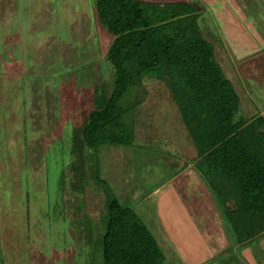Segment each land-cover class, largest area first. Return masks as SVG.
<instances>
[{
  "label": "rangeland",
  "instance_id": "obj_1",
  "mask_svg": "<svg viewBox=\"0 0 264 264\" xmlns=\"http://www.w3.org/2000/svg\"><path fill=\"white\" fill-rule=\"evenodd\" d=\"M148 1L193 3V26L214 45L240 96L236 119L264 121V0ZM95 2L0 0V264H104L102 236L112 195L148 227L165 254L164 264H184L179 253L171 260L168 235L161 240L170 219L180 216L172 208L175 200L149 195L179 171L181 161L198 158L182 97H176L171 82L148 76L128 87L120 102L135 133L130 142L76 150L82 139L78 128L97 109L95 97L114 87L107 59L114 37ZM79 154L88 159L82 185ZM185 173L200 174L205 182L201 187L199 177L187 183L190 191L180 198L183 214L200 219L203 242L204 230L214 237L218 232L216 221L204 226L201 219L215 216L216 207L206 208L215 201L236 238L239 216L226 215L224 197L204 171L195 166ZM162 212L166 220L160 222ZM263 234L234 250L220 242L226 252L212 257L210 248L218 242L206 241L205 264H264Z\"/></svg>",
  "mask_w": 264,
  "mask_h": 264
},
{
  "label": "trees",
  "instance_id": "obj_2",
  "mask_svg": "<svg viewBox=\"0 0 264 264\" xmlns=\"http://www.w3.org/2000/svg\"><path fill=\"white\" fill-rule=\"evenodd\" d=\"M95 3L99 19L114 37L107 54L114 87L109 94L95 97L97 109L78 128L82 139L76 150L82 153L80 146L86 144L130 142L135 133L125 122L121 98L136 81L166 78L176 97H182L181 111L202 160L199 168L204 166L201 173L224 197L226 205L221 208L228 209L226 215L239 216L236 238L243 242L263 232L264 121L236 119L240 96L217 61L214 45L193 26L197 18L193 3ZM190 29L193 33L188 34ZM79 157L76 169L82 185L88 159L84 154ZM112 196L102 236L104 264H164L165 254L148 227L135 213H128L117 195ZM229 201L234 202L233 208Z\"/></svg>",
  "mask_w": 264,
  "mask_h": 264
},
{
  "label": "crops",
  "instance_id": "obj_3",
  "mask_svg": "<svg viewBox=\"0 0 264 264\" xmlns=\"http://www.w3.org/2000/svg\"><path fill=\"white\" fill-rule=\"evenodd\" d=\"M181 161V160H180ZM201 158L198 156V158H195L193 155V161H191L192 163H187L185 161H181L180 164V168L179 171L171 174L169 178H167L165 181H163L159 186H157L156 188L153 189V191H151V193H149V195H155L156 199L158 201V199H162L163 197L165 198L167 195L171 196L172 200H175V205L172 206V208H175L178 212V214L180 213L179 218H172V220L170 219L169 224H167L165 226L168 229H164V236L162 239H165L167 237V239L169 240V253H170V257L171 260L179 257L178 253L180 254V256L183 258V262L184 264H205V262L207 260H209V253L207 255V246H209V244L205 243L207 242H218V245H214L211 246V250L213 252L210 251V255L211 257L213 255H218L221 254L223 252H226L224 250H221L219 245L221 244L220 242H229L228 244V248H235V249H239L242 246H245L247 244H249L250 240H245L243 242H240L241 240L234 238V234L230 233L229 231V227L227 226V224L225 223V217L222 213V211L219 209L220 207L217 204V201L211 203V205H208L206 208L207 209H212L216 207V214L214 217H206V218H201L202 222L204 226H207L208 224L206 223L207 220H212V221H216L215 226L217 227V234L216 236H211L212 234L210 233V229L206 231L204 230L205 234L207 233V240L205 238V242H203V240L200 238V227H198V225H201L199 223V220H195L193 217H190L189 214L184 215L183 214V208L181 207L183 206L182 202H181V193L185 192L188 194V192L190 191V186L191 184H193L194 180L195 182H198L197 180H199L200 177V181H201V187L203 185V180L201 175L199 174V177L197 176V174H187L185 173L187 170H190L192 168H194L195 166L198 169V172H201L202 168H199V165H201ZM183 175L185 176V179L183 177ZM189 180V181H188ZM190 185L188 186L187 185ZM207 184V183H206ZM208 185V184H207ZM206 185V186H207ZM188 186V187H187ZM209 189V188H208ZM210 190V189H209ZM207 193H209L208 191H206ZM184 203V202H183ZM182 204V205H181ZM203 205L202 204V209H203ZM215 205V206H214ZM227 205H229L230 207L233 208L234 206V202L229 201L227 203ZM202 211L199 213L201 214ZM176 216V214H175ZM166 220L165 214H163V212L160 214V222H162L163 220ZM169 218V217H167ZM164 223V222H163ZM198 224V225H197ZM171 234V236H170ZM170 236V238H169ZM264 236V234L262 235ZM215 239V240H214ZM204 245L206 246V248L204 247ZM228 248L226 250H228ZM234 250V249H233ZM243 250H248V248H244ZM222 251V252H220ZM249 251V250H248ZM177 253V254H176ZM247 254V253H246ZM251 252L249 251L248 254V258L253 259L254 258V254L250 255ZM206 260V261H204ZM207 263V262H206ZM174 264H177L176 262Z\"/></svg>",
  "mask_w": 264,
  "mask_h": 264
}]
</instances>
